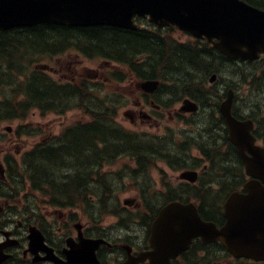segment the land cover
<instances>
[{"label":"trees","instance_id":"trees-1","mask_svg":"<svg viewBox=\"0 0 264 264\" xmlns=\"http://www.w3.org/2000/svg\"><path fill=\"white\" fill-rule=\"evenodd\" d=\"M60 41L73 42L88 57L98 56L126 67L141 80L157 78L167 88L173 87L171 93L179 89L182 95L197 100L200 97L192 94L193 86L203 84L208 74L219 73L230 64L212 47L183 45L168 35L146 30L40 25L0 33V120H22L33 109L60 114L74 107L93 119L67 129L54 144L39 145L25 153L22 164L28 183L55 207L86 209V197L97 194L103 202L98 208L106 214L109 210L103 204L109 197L105 194L111 191L107 182L115 180L107 178L103 167L117 159H133L137 169H130L131 174L139 178L156 162L165 160L166 150L172 153L173 148L159 139L135 136L116 127L114 109L106 108V98L94 97L99 89L87 88L85 83L79 88L58 85L46 73L30 70L38 56L49 55L50 46ZM114 78L123 80L121 74ZM174 162L183 166L178 159ZM123 176L121 172L114 178L120 181ZM100 180L103 188L98 191L94 184ZM206 193L195 188L194 197Z\"/></svg>","mask_w":264,"mask_h":264},{"label":"water","instance_id":"water-1","mask_svg":"<svg viewBox=\"0 0 264 264\" xmlns=\"http://www.w3.org/2000/svg\"><path fill=\"white\" fill-rule=\"evenodd\" d=\"M134 15H148L158 27L176 25L195 37L205 36L229 58L255 59L259 52L264 53V12L240 0H0V31L37 24L135 29ZM156 85L146 81L137 86L152 92ZM184 104L183 110H195L193 104ZM230 108L228 94L220 111L229 127V140L251 177L244 192L228 195L223 203L225 222L219 228L203 221L191 204H168L150 226L152 251L137 262L149 259L152 264H168L195 237L205 243L220 241L234 258L264 260V148L254 145L249 123L234 120ZM180 177L194 181L196 175L183 173ZM131 262L129 259L127 264Z\"/></svg>","mask_w":264,"mask_h":264},{"label":"flooded vegetation","instance_id":"flooded-vegetation-1","mask_svg":"<svg viewBox=\"0 0 264 264\" xmlns=\"http://www.w3.org/2000/svg\"><path fill=\"white\" fill-rule=\"evenodd\" d=\"M262 5H264V0ZM202 42V41H201ZM260 63H264L260 58ZM264 78V73L261 76ZM262 92V89H261ZM263 102L264 94L262 92ZM262 104V103H261ZM142 108V106L140 107ZM262 106L253 109L248 107L241 109L234 102L233 115L238 120H252V134L259 146H264V116ZM192 124L189 131L192 135V143L189 146L187 162H192L194 171V113L191 114ZM261 120V122H260ZM199 127V124H197ZM196 125V126H197ZM218 127V126H215ZM222 136L212 134L203 142V156L205 152L210 156L209 145H219L225 148L223 155L224 163L220 157L216 161L223 169L232 173L236 168L243 171L242 163L237 150L228 142L227 132L224 127L218 128ZM203 138L202 133H196ZM196 153L199 155L197 145ZM9 151L0 149V264H125L129 257H138L151 248L148 244L149 231L143 228L144 233L135 228L109 229L97 228L89 221L82 218L70 216L67 211L48 212L47 208L30 205L21 193L13 191V178L15 174L10 173L7 154ZM214 161V160H213ZM167 167L172 165L166 162ZM9 173V175H8ZM236 174L237 179L244 175ZM17 176V175H16ZM244 177L243 180H245ZM185 183L192 186L194 184ZM220 218L222 216L220 215ZM83 221L84 224L76 221ZM119 230V231H117ZM138 231V232H136ZM82 237V239H81ZM88 239H102L105 243L99 245L89 254V249L80 246L81 241ZM139 264H150L148 261ZM169 264H261L250 260L233 259L226 249L221 245H199L195 250L181 253Z\"/></svg>","mask_w":264,"mask_h":264},{"label":"rangeland","instance_id":"rangeland-1","mask_svg":"<svg viewBox=\"0 0 264 264\" xmlns=\"http://www.w3.org/2000/svg\"><path fill=\"white\" fill-rule=\"evenodd\" d=\"M172 38L174 40L179 41V43L189 41L190 39L184 34H182L181 32H173ZM70 56L71 57L67 59H60V60L57 59L58 60L57 62L56 60H53V59L52 61H49V59H41L40 64H45V65L54 67V69L58 70L60 74H64V76H66L67 79L61 80V77H59L61 76L60 74L55 75L52 72H50L49 74L57 82H63L64 80H68L73 76H76V77H87L88 76L87 78H93V79L100 77V79L98 80L104 82V80L107 81L105 79V73L108 70L126 72L125 68H122L118 65H113L111 63H105L103 60H100V59H96V58L87 59L82 55L77 56L72 53L70 54ZM34 66L30 65L29 68L35 69ZM253 69L255 68L243 67V66L239 68V67L231 66L228 73L227 72L222 73V75L226 74V76H224L222 80H224L225 82H229L230 79L234 78L235 73L243 74ZM257 75H259V72L257 73ZM90 76H93V77H90ZM230 76H233V78H231ZM101 77L103 78V80ZM224 81H222V83ZM262 84H264V82ZM204 88L206 89L209 88L207 81H206V84L204 85ZM259 89L260 88L258 86L256 88L258 92L256 90H252V93L251 92L248 93V91H250L248 89V86L241 84L240 92L237 93V106L241 109L243 102H245L246 104L250 103L252 106L256 102H260V100H262V92L264 94V87H262V92ZM115 94L121 97V98H118L120 100L119 105L112 106V104H107V107H114V111L116 112V115L114 116L113 120H115L116 123L119 124L124 130H127V131L137 130V131L149 132L152 134H161L164 132L163 129H164L165 124H168L170 120L172 121L168 124L167 129L169 128L171 129V127H177L178 124L174 122L173 115L175 112H177V109L181 106L182 100L176 101V103H174L173 106L169 107L166 110H159L158 113L155 112L154 117H153L154 119H152L153 121H146L147 119H144V118L140 119V116H139L140 111L135 106L137 103H139V98H138L137 89L135 88V79L132 77L131 74L128 73L124 81H122L121 83L110 82V81L107 83H104L102 87V91H101V96H112V95L116 96ZM211 94L213 95L214 100H210L209 105L211 107H214L215 99H216L215 95H217V92L215 90H211ZM262 110H264V106ZM128 112L134 114L135 123L132 124L127 117L123 116L125 113H128ZM203 117L204 116L202 114L198 115L194 121V124H199L200 126L203 127V128H200V133H203V138H199L200 145H203V142L205 139H209L206 136L208 134L206 130V127L208 124H206V126L203 125L205 122V119ZM86 120L87 118H85L78 111H69L64 115L59 116V115H54L53 113H50V114L46 113L42 115L40 111L34 109L28 113L26 119L24 120L0 121V149L9 151L10 153L13 154V158L15 160L17 159L19 160V156L23 152H25L26 150H29L32 146L39 143L43 138L47 136L57 135L63 127L68 126L75 121H86ZM19 125L23 126V131H26L27 127L28 128H38L40 130V135L25 136L21 134L19 138H16L14 133H15L16 128ZM178 128L180 129L181 126L178 125ZM173 143L170 142V147L168 148H171L172 146H174ZM218 146L219 145L212 146L213 147L212 161L214 160L213 161L214 163H215V158L217 157H220V159L222 160L223 155L225 153L224 152L225 148H223L222 146L220 147ZM171 156L173 158H176L177 156H180V154L179 152L175 151L171 153ZM195 158H199V155H197L196 150H194V159ZM202 158L204 160H201L200 163H197L195 165L196 167L195 170L198 172L206 170L207 168L206 166L210 162L206 158L204 157ZM221 162H224V160H222ZM124 163H126V161H120L118 164L114 165L113 167H108L106 169L104 168L103 170L105 173L111 172V174H113L114 169L121 167L122 164ZM237 173H238V170L236 171L234 170L232 173H229L228 171L227 175H223L218 178V176L220 175L219 172L217 170L213 172V169H212V172L206 175V178L208 179V183L210 184L213 183L217 185L218 179H223L224 177H226V179H233L235 181L238 180L237 182H239V186H240L244 182L243 180L244 177H242L241 179L240 178L237 179L236 177ZM241 173L242 172L239 171L238 175H241ZM178 174L179 172H172L164 164L158 163L156 165V168L151 170L150 172L151 180L148 181V183L150 185H153V190L155 192H161L162 186L160 183V179L161 178L163 179L162 182L164 184H168L173 187L177 182ZM125 185L127 186L126 189H122V191H120L119 193H116V190L113 192L112 194L113 200L114 201L116 200L117 202L115 205L110 204L108 200L104 202L103 206H105V210L108 209L109 212H112L113 214H116V213L119 214V212L126 213V211H128V213L131 215L130 212H132L134 208L132 206L131 207L123 206L122 201L126 198H133L135 201H138V195L134 189L135 186L133 185V183L126 181ZM208 186L211 189V191L209 192L210 195L214 196V199L212 200L213 204L220 206V202H221L220 197L222 193L220 192L219 188L217 189V186H212V185H208ZM23 187H24V191H22V194L26 195L27 200L28 201L34 200L36 201L38 206H40L41 205L40 201H42V198H40L41 197L40 194L34 193L32 190L29 189V187H26V185H24ZM226 192H228V190H226ZM97 196L98 195L96 194V196L92 198L86 197L85 212L82 213L83 210L80 211L78 214L79 215L78 218L83 217L82 219L85 221L86 219L85 215H87V217H92L94 214L96 218L99 217L98 215L99 199H97ZM156 201L157 200H152V203H156ZM73 209L76 210L75 208ZM54 210L56 209L47 208L48 212H54ZM57 210L60 212L64 211L61 209H57ZM124 217L126 218L128 217L127 213L124 214ZM76 222L84 224V222L83 221L81 222L80 220ZM115 224H116V218L106 217L103 219L101 226H103L106 229H109L108 232H111V231H114L115 228H117V227L115 228L111 227ZM133 228H137L138 231L144 233V230H140L143 228V226L139 224L135 225Z\"/></svg>","mask_w":264,"mask_h":264}]
</instances>
